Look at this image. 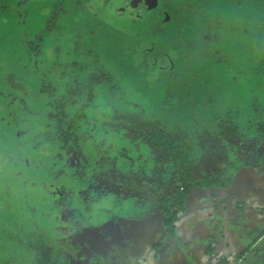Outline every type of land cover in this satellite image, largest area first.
Here are the masks:
<instances>
[{"label":"rangeland","instance_id":"obj_1","mask_svg":"<svg viewBox=\"0 0 264 264\" xmlns=\"http://www.w3.org/2000/svg\"><path fill=\"white\" fill-rule=\"evenodd\" d=\"M47 1L46 6H49L51 12L54 5L49 1L54 0ZM235 1L216 0L211 10L205 5V15L204 12L196 13L197 17L192 23L185 27L181 26L183 32L178 36V40L174 37L178 35L179 27L172 20L169 25L163 27L165 34L160 37L153 35L151 29L155 28L153 21L159 23L162 21L161 18L149 20L148 17L141 16L135 22L129 14L121 13L120 16L115 17L117 8L110 6L106 7L102 14L97 16L93 14L87 22L88 32L79 35L84 19H87L90 12L95 11L97 3L94 2L85 5L83 10H77L76 15L59 20L56 25L47 22L52 15L48 11V14H43L45 21L44 18L42 20L35 6L32 8L33 13L29 16V20L23 21L19 7L24 3L17 5L18 7L13 10H8L0 4V9H4V13L8 10L13 14L10 19L0 10V87L23 93L22 97H24L20 104L13 106H6L4 100H0L2 102L0 106V264H21V262L31 264L33 261L39 264L38 257H42L41 252L32 250L22 238L20 239L22 245L19 244L20 242H14L12 239L16 240V237L12 236L16 235L18 225L25 227L27 232L28 225L32 224V221H29L31 218L37 220L33 222L34 229L37 228V224L40 225L39 221L45 219L44 214L51 206H47L51 203L46 196L49 192L43 193L40 189L57 187L53 196L60 195L63 191L60 184L68 176L74 175L72 182L79 177L80 164L87 170L89 176L92 175L90 180L94 178V184L90 186L94 188L90 191L98 198L91 197L95 203L93 202L94 205L88 210L82 202L83 209L80 208L85 214L78 215L77 224L85 223L88 217L93 218V215H103L102 218L106 219L114 218L123 207L121 203L124 205L130 203L131 206L136 207L134 200L136 198L139 200L137 197L139 193L155 200V186L152 185V180L155 179L153 170L158 167L157 161L160 158L156 153L150 154L155 151L152 145L147 144L139 136H134L131 130H127L138 119L139 121L142 119L138 117L145 115V121L152 123L171 122L169 126L171 125L172 128H176V122L179 121L188 122L185 128H189L193 122L205 128L215 123L213 115L218 112L215 109L218 107L224 119L229 121L228 126H238L237 133L226 134L214 144H206L204 147H244L245 150L238 154L232 152L221 156V165H219L222 166L221 170L225 167H229V170L224 174H218L217 177L225 179L230 176L237 177L235 174L240 166H237V170L234 169L235 159L249 157L250 159L246 161H251V166L260 165L264 168V125L262 124L264 122V1H249V8L253 5L252 10L248 11L244 18L239 11H234ZM177 2L179 3L180 0ZM191 10L197 8L188 9L189 12ZM215 11L217 23L223 20V28L229 27L228 31L232 30L237 35V42L222 35L220 44L223 49L213 48L212 56L204 55L208 47L205 45L204 53L200 54L203 36L200 37L199 42L196 38L199 39V32L201 33V29L204 28L201 22L204 17L210 18L211 13ZM154 12H152L153 16L157 14ZM197 28L199 29L196 34ZM252 31H257L254 34L257 39L252 40L251 43L246 40L243 42L242 39H246V35ZM37 35L36 41L42 42L43 49L45 45L47 46L44 51L35 49V43L34 47L30 43L35 41ZM209 38L208 36L203 40L205 44L213 43V39ZM77 39L81 40V49L91 54L90 61L82 57L83 62L90 63V70L86 74L76 65L65 64L66 69H64L60 63L64 61L62 59L66 54H69V60H73V55L76 57L75 61L80 60L78 49L75 53L70 52L71 49H75L71 48L70 43H74ZM185 39L187 40L180 46L181 41ZM190 42L195 45L197 43V50L188 47ZM54 63H60L58 74L60 72L62 74L58 75L56 69L52 71L48 66L45 68L46 64ZM146 64L152 66L146 68ZM98 68L103 71L97 70ZM146 70L150 73L146 78L147 86L142 83L134 85L132 82L142 79L144 75L142 71ZM172 72L178 73V77L184 83H191L194 94L201 102L208 100L207 95L214 90L221 95V102L211 104L209 101L198 107L195 115L191 106L189 108L186 104L175 120V114L169 115L164 112L161 104L167 98L169 91L179 95L187 94L188 91L183 88L177 89L176 82H168V75ZM64 74L67 76L64 77ZM115 79L120 88L117 95L109 92V85ZM16 81L18 84L15 83ZM15 85L19 88L16 89ZM256 100L258 102H255ZM18 105L20 109L16 108ZM178 105L177 101H172L167 107ZM132 113L134 116L128 119L127 115ZM61 126L64 129L58 132ZM197 128L196 131H190L195 137L199 135V130H207L209 127ZM11 129L17 131L14 136ZM178 129L184 130L181 127ZM224 139L226 141H223ZM260 147L263 149L259 150ZM193 148L197 158L201 157L199 146ZM249 149L259 153H256L257 155L250 153ZM102 151L106 152L104 155H108L109 160L107 158L103 161V157L100 156ZM65 157L67 162L73 163V167L64 168ZM203 158L202 156L201 159ZM212 158L213 154L209 159ZM107 160L110 164L106 165ZM206 163L208 164V158ZM20 168L30 174L27 176L28 180L31 183L36 181V186L28 184L26 179L24 182H16L19 180L17 176L23 177L22 174H17ZM205 168L207 171L208 167ZM255 172L249 169L246 178L250 175L252 178L256 175ZM257 176L264 180V175ZM11 177L16 178V181L11 180ZM263 180L261 184L264 186ZM178 186L183 187L184 183H179ZM7 187L12 188V193ZM141 188L143 191L139 190ZM101 189L105 194H99ZM168 189L170 192L174 190L170 186ZM80 190L84 195H91L88 189ZM61 201L71 208L72 204L68 196H64ZM158 203H160L159 198L156 199L155 204ZM60 204L63 206L62 202ZM155 204L143 206L148 212L147 208ZM6 206L9 207L7 212L3 209ZM62 209L61 206L58 207L57 218L58 216L61 220L70 218L72 208L70 211ZM146 217L143 215L141 220H145ZM37 231L40 235L43 234L41 230ZM77 237L73 235L69 241ZM69 241L60 238L58 246H63L61 251L64 253H66L64 244ZM50 244L53 245L51 240ZM254 244L255 242L252 246ZM253 248L248 249V255L253 252ZM258 248L264 252V240ZM253 254L254 256L244 264H264V255L255 258L259 252ZM240 261L237 264H241Z\"/></svg>","mask_w":264,"mask_h":264},{"label":"crops","instance_id":"obj_2","mask_svg":"<svg viewBox=\"0 0 264 264\" xmlns=\"http://www.w3.org/2000/svg\"><path fill=\"white\" fill-rule=\"evenodd\" d=\"M246 37H249L246 40L249 43L257 39L254 35H246ZM220 96L215 98V103L221 102ZM215 109L218 112L213 115L214 125L205 126V128H224V130H227L225 127L231 128L228 126L229 121L224 119L218 107ZM262 124L264 125V122ZM232 133L228 131V135ZM215 135V138L207 137L204 140V146L214 144L222 138L217 137L218 134ZM199 148L201 157L196 156L194 177L197 180H209L211 183H215L214 174L217 175L222 168L219 166L221 156L232 154V152L238 154L245 150L244 147ZM260 149L263 148L260 147ZM253 150L248 151L253 154L259 153ZM212 154L213 158L209 159ZM202 156L203 159H201ZM249 159L248 157L234 160V164L240 166V169L230 185L205 186L198 183L194 186L186 200L185 210L179 212L172 231L166 225L163 213L158 210V204L147 208L148 212L144 207L142 208L145 213L143 215L147 216L145 220H141L143 215L124 219L115 216L106 220L105 217L102 218L103 215H93V218L88 217L85 223H75L77 226L70 231L73 222L70 220L75 213L77 214L75 217L85 214L80 208H83L82 202L77 201L74 204L76 212H72L70 218L65 220H61L59 216L57 218L59 212L57 205L49 203L47 206H51L44 214L45 219H41L40 225L37 224V228L34 229L33 222L37 220L31 218L30 221L33 222L28 225L27 232L31 233L38 228L47 230L45 237L49 239L47 241H52L57 250L63 249V246H58L60 238L69 241L73 235H77L73 244L69 241L77 250V254L70 257L68 264H234L237 258L235 264L240 259V263L244 264L257 251L259 255L255 258L264 255V252L258 248L264 240L262 236L264 233V186L261 184L263 178L257 176L264 175V168L260 165L251 166V161H246ZM249 169L256 171V175L252 178L251 175L246 178ZM11 180L16 181L13 178ZM16 182L18 183L19 180ZM58 200L59 195L56 194L54 201ZM31 206H33L32 203ZM250 248H253V252L248 255ZM31 264H35V261ZM54 264L58 263L54 262Z\"/></svg>","mask_w":264,"mask_h":264},{"label":"trees","instance_id":"obj_3","mask_svg":"<svg viewBox=\"0 0 264 264\" xmlns=\"http://www.w3.org/2000/svg\"><path fill=\"white\" fill-rule=\"evenodd\" d=\"M179 14L177 20H179ZM163 30V29H162ZM216 36H219V34H216ZM233 37L234 42H237V35L235 33L230 34L231 39ZM249 37H246V39H242L243 42L245 40H248ZM258 44L260 42L256 41ZM231 43V42H230ZM181 46V45H180ZM179 46V47H180ZM137 48V47H136ZM181 48V47H180ZM189 48H193V44L189 45ZM149 68L150 64H146ZM144 74L142 76V79H139L138 81L132 82L134 85H137L139 83H142L144 86H147L146 78H148V75L150 74L148 70L145 72L142 71ZM211 80V79H210ZM130 82V81H129ZM168 82H176L177 84L175 87L177 89H185L188 91L187 94L179 95L177 93H173L172 91H169L167 94V98L164 99L163 103L161 104L162 110L166 112L167 114H175V120L179 116L180 110L184 105H189L187 107L192 109L193 114L195 115L198 107L203 106L204 104H207L209 101H211V104L216 102V97L219 96V93L217 91H213L212 93L207 95V99L204 102H201L199 99H197L196 95L194 94V88L191 87L190 82H183L182 79L178 77V73H169L168 75ZM15 83L18 84L16 81ZM21 86V85H20ZM16 89L19 88L18 85L14 86ZM23 87V85L21 86ZM110 87V93L117 95L120 92V88L118 87L117 79H115L114 82H111L109 85ZM7 97L5 98L6 102H15L14 104L21 103V99L23 93L15 92L14 90H6L5 91ZM213 94V95H212ZM217 95V96H216ZM27 97V96H26ZM15 98V100H14ZM172 101H177L179 103L176 107H167ZM179 109H176V108ZM134 116V113L128 114L127 118L131 119ZM142 118L140 121L138 119L137 122L133 123V126L130 128H127V130H131L133 135L139 136L142 138L147 144L152 145L154 148V153L158 155L160 158L158 162V167L153 170V179L152 185L155 186V194L157 199L161 201V209H158L161 211L165 218V223L169 227V230H174V223L179 217V212L182 210H185V203L186 200L190 194L191 189L196 186L198 183L200 185L205 186H214V185H230L231 181L233 179V176L228 178L220 177L218 178V174H224L227 170H229V167H225L223 170H219V173L214 174L216 181L215 183L209 182V180H197L194 177V165L196 161V146L204 147V140L209 138H215L216 134H218L217 137H224L226 134H228V131L234 132L231 135H236L238 126H231V128H228L227 130H221L219 129H212L208 128L207 130H199V135L196 137L190 133L191 130H198L197 127L203 128L202 125H198L197 122H193L191 125H189V128H185L188 122L187 121H179L176 122L177 127L172 128V126L169 124H172L171 122H148L146 120V116L138 117ZM136 119V118H135ZM137 120V119H136ZM214 125V123L212 124ZM211 125V126H212ZM220 125V124H219ZM178 127L184 128L178 129ZM231 129V130H230ZM237 166L234 167L236 169ZM85 176V174H82V178ZM207 179V178H206ZM212 179V178H210ZM202 181V182H201ZM166 182V183H164ZM209 182V183H208ZM179 183H184V186H178ZM168 186L173 188V191H169ZM63 203L62 208L69 210V206L65 204L64 201H61ZM61 205V204H60ZM68 206V207H67ZM63 210V209H61ZM72 212H76V210H72ZM76 215V213H75ZM75 215L72 217L70 221H73L77 223L76 219L78 218ZM75 218V220H74ZM72 222V223H73ZM24 225V224H22ZM20 229L18 236H16V242H20L19 244L22 245V242L20 239L26 240V242L31 246L32 250H37L41 252L42 257L39 258V264H54V262H57L58 264H68L69 259L71 256H75L77 254V250L74 249V246L71 243L64 244L65 252L61 250H57L52 244H50V241H47L49 239H46L45 233H47V230H41L42 235L38 233L37 230L32 231L31 233H27L25 231V227H19ZM40 230V229H38Z\"/></svg>","mask_w":264,"mask_h":264},{"label":"flooded vegetation","instance_id":"obj_4","mask_svg":"<svg viewBox=\"0 0 264 264\" xmlns=\"http://www.w3.org/2000/svg\"><path fill=\"white\" fill-rule=\"evenodd\" d=\"M40 1H42V3H40ZM176 1H178V0H54V1H49L50 3H53V5H54V7H52V9H51L52 10L51 12H50V9H48L49 6H46V4L48 3L47 0H0V4H1L2 7L7 8L8 10H10V9L13 10L17 5L20 6V5H22L24 3L22 7H19L20 10H21L20 14H21V16L23 18V21L29 20V16L33 13L32 8L35 6V8H37V10L40 12V14L42 16V20L44 18V21H45L44 15L48 14L47 13V11H48L52 15H51V17L49 16L47 22H49L50 24H55L56 25V23L59 20L65 19L67 17H72V16L76 15L77 14L76 13L77 10L78 11L80 9L83 10L85 8V5H88L90 3L93 4V2H94V3H97L96 7H95V11L90 12L89 16L86 17L87 19H84V23L81 26V31H80L79 35H83V34H86L88 32L89 26L87 25L88 24L87 22H88V20L90 19V17L93 14H95V16H97L99 14H102L104 12L105 8L110 6L112 8H117L115 10V13H114L115 17L120 16L121 13L123 15L129 14V16L131 18H133V20L135 22L138 21V19H140L141 16L142 17L146 16V17L149 18V20H155V19L161 18L162 21L159 22V23L156 22V21H153L154 22V26L153 27H155V28L151 29V31L153 32V35L156 34V35H158L160 37H163V34H165V29H163V27L165 25H169L171 23V20H172V22H174V24L177 27H179L177 29L178 35L176 37H174L176 40H178V36L180 35V33L183 32V29L181 28V26L184 25V27H185L186 25L192 23V21L195 19V17H197L196 13L202 14L204 12L205 5L209 7V10L213 9V5L215 4L216 0H180L179 3L178 2L176 3ZM183 1H184V3H183ZM249 1H251V0H236L234 2V4H233L234 11L235 12L239 11L240 14H242V17L244 18L246 13L248 11L251 12V10H252V6L253 5H251L250 6L251 8H249V4H250ZM260 1H264V0H260ZM44 7H46L47 10L44 9ZM120 8H121V10H119ZM189 8H197V10H191V12H189L188 11ZM0 10L4 13V9H0ZM8 10H6V12L4 14L9 16L10 19H11L13 14L10 13ZM153 11L157 12V14H154V16H153V13H152ZM178 14H179V17H180L179 20H177ZM203 14L205 15V12ZM211 14L212 15L210 16V18H205L204 17V19L202 20L201 24L204 26V28L201 29V33L199 32V39L196 38L198 42L201 39L205 40L206 37H208V36L210 37L209 39H213V43L209 42V43H206V44L202 40V47H201V51H200V54H203L204 51H205L204 46L206 45L208 47H207V52L204 53V55H208L209 54L210 56L213 55L212 51H211V50H213V48H217L218 47V49H223L221 44H220V39H221L222 35L224 36V38L229 39L230 38V34L234 33L232 30L228 31L229 27L227 29L223 28V26H222L223 25V20L219 24L217 23V21H216V19H217L216 11H215V13H211ZM23 21L21 19L22 24H23ZM224 23H226V22L224 21ZM198 29L199 28L196 29L197 30L196 34L198 33ZM90 31H91V29H90ZM256 32L257 31H252L251 33H248L247 36H253ZM89 34H90V32H89ZM216 34H219V36H216ZM186 36H188V35H186ZM201 36H203V37L200 39ZM37 39H38V35L35 38L34 42L29 40L30 43L32 44V47H34V43H35V49L37 48V49H40L41 51L42 50L44 51L45 47H47V46L45 45V47L43 49L42 42L36 41ZM231 39H233V37ZM186 40L187 39H185L184 41L183 40L181 41V43H182L181 46L183 45V43ZM48 44H49V42H48ZM190 44H193V48L192 49H196L197 48V43L195 45L193 42H190L188 44V47H189ZM70 45H71V48L72 47L75 48V49H71L70 52L74 51V53H75V51L77 52L76 49L79 50L77 52V54L79 55L80 60H76L75 61V59H76L75 55H73V60H69V57H68L69 54L68 55L66 54V57H64V59H62L66 63L64 61L60 62L61 65H62V68L66 69L65 64H67V66H69V65L75 66L76 65L77 68L81 69L86 74L90 70V63L83 62L82 61V57H84L85 59L90 61L89 57L91 56V54L87 53V51L85 49H81L82 44H81V40L80 39H77V41H75L74 43H70ZM213 45L215 47H213ZM83 46H84V43H83ZM84 48H85V46H84ZM56 50H57V52L59 51L57 48H56ZM48 51H50V49ZM61 53L62 52L60 51L59 54H61ZM60 63L46 64L45 68H46V66H48L49 68H52V71L56 69V73L58 74V68L60 66ZM91 68H92V66H91ZM97 70L103 71V70H101L99 68ZM60 74H62V73L60 72L58 75H60ZM63 76L66 77L67 75L64 74ZM65 82H67V78H65ZM77 82H79V81H77ZM6 90L7 89H3V87H0V93H1L0 100L3 99L4 103H6V106H13L15 102L9 103V102H6V100H5V98L7 97V95L5 93ZM1 96H3V97H1ZM1 104H2V102H0V106H1ZM16 108L20 109V106L18 105V107H16ZM12 120L10 119V121H12ZM63 129L64 128L61 126V128L58 130V132H61ZM16 132H17L16 130L12 131V129H11V133H12L13 136L16 134ZM102 152L103 153H100V156L103 157V161H105L108 158L107 157L108 155H104L106 152H104V151H102ZM102 155H104V156H102ZM108 160H109V158H108ZM108 160L106 162V165L110 164V161H108ZM64 161H66V157H65ZM103 165H104V162H103ZM73 166L74 165H73L72 162H67L66 161V163L64 165V168L68 169V168H71ZM79 166H80L79 169H80L81 172H80V175H79V177H77V180L75 182L71 181L72 180V176H74V175L71 174V176L67 177V179L64 181V183L60 184V186L62 187L63 191L60 193L58 201H54V196H53L54 195V191L57 189V187H55V189H54V187L42 188V189L39 188L40 192H43V193L49 192L46 196L49 197V199L51 200L52 204L54 203V206H55V204L57 205L56 208L61 206V209H62V205H60V202H61V199L64 196H68L69 197V200L71 201V204H72V205H70V207L73 210H76L74 208V204L77 201L83 202L85 204L87 210L91 209V207L95 203L94 201L91 200V197H94V198L97 197L98 198V196L95 197V195H92V193L90 191L91 189L93 191V188H94V186L90 187L92 184H94L93 183L94 182V178H92L90 180L92 175L89 176L88 173H87V170H85L82 167L81 164ZM108 167L109 166H107V168ZM18 173L23 175V177L21 175L17 176L18 179H19V182H24V180L26 179L28 184L32 185L33 187L36 186L37 182L36 181H32L35 177L32 178V180H31L32 183H31L30 180H28L29 177H27L28 175H30L28 172H26V171H24L23 169L20 168L18 170L17 174ZM83 173L85 174V176L82 178V174ZM31 174H34V173H31ZM11 178L16 179L14 177H11ZM79 187H80V189L82 188V190L88 189V191H90L91 195H88V196L84 195L83 192H81V190L79 189ZM7 189H9L11 191V193H12V189H10L8 187H7ZM78 189H79V191H78ZM13 192H15V191H13ZM99 194L102 195V194H105V193L101 189ZM160 206H161V204L158 205L159 209H161ZM3 209H5V211L7 212V210H9V207L6 206V207H3ZM87 210H86V212H87ZM82 213H83V211H82ZM76 220H77L76 222H78L79 219L77 218ZM75 226H76V224H75V222H73L71 224L69 230L72 231L73 227L75 228ZM20 229L18 228L17 231H16V235L12 236V237L18 236ZM12 240H14V242H16L14 238ZM71 243L73 244L74 240H71Z\"/></svg>","mask_w":264,"mask_h":264},{"label":"water","instance_id":"obj_5","mask_svg":"<svg viewBox=\"0 0 264 264\" xmlns=\"http://www.w3.org/2000/svg\"><path fill=\"white\" fill-rule=\"evenodd\" d=\"M152 153H154V152H151L150 154H152ZM139 190H142L143 191L142 188L139 189ZM137 197L140 200L139 201L137 198L134 200V203H135V205H136L137 208L134 207V206H131L130 203L125 204V205L123 203H121L123 205V207L119 211V213L116 214L115 216H119L121 219H124V218H134L135 216H138L140 214H143V211H144L142 209L144 207L143 204H145V205H147V204H155L156 199H157L156 195H155V197H156L155 200H152V199L146 198V196L145 195H142V193H139ZM159 204H161V201H160V203H158V205ZM138 211H139V213H138ZM105 220H106V218H105ZM100 228H102V227H100ZM81 247H84V246L81 245ZM84 249H83V251H84ZM83 251H82V254L84 253ZM237 260H238V258L234 260V264L237 262Z\"/></svg>","mask_w":264,"mask_h":264}]
</instances>
